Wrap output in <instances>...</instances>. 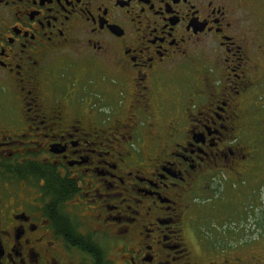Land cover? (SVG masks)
<instances>
[{
  "label": "flooded vegetation",
  "instance_id": "obj_1",
  "mask_svg": "<svg viewBox=\"0 0 264 264\" xmlns=\"http://www.w3.org/2000/svg\"><path fill=\"white\" fill-rule=\"evenodd\" d=\"M251 187L264 0H0V264H264Z\"/></svg>",
  "mask_w": 264,
  "mask_h": 264
},
{
  "label": "rangeland",
  "instance_id": "obj_2",
  "mask_svg": "<svg viewBox=\"0 0 264 264\" xmlns=\"http://www.w3.org/2000/svg\"><path fill=\"white\" fill-rule=\"evenodd\" d=\"M244 184V183H243ZM242 183H240V186L244 187ZM226 187V186H225ZM222 190V187H217L215 188V191H219V189ZM229 187H227L226 190ZM224 189V188H223ZM255 189V190H254ZM254 190V192L252 193V191ZM248 193V192H247ZM211 196H214L213 198H219L220 195L219 193H210ZM254 201V203L252 204V202ZM240 203L241 206L243 208H247V209H230L233 206H237V203H227L228 206V210L230 211V216L231 214H234V216L232 218L227 219L225 222L230 226H232V229H242L245 228V224L247 221H249L250 224H252L253 222H260L262 221V212L264 211V196L262 194V189L260 187L258 188H252L251 187V192L248 193L245 196H241L240 197ZM223 206L225 207V203L223 204ZM226 209V208H224ZM223 209V210H224ZM240 211V213H238ZM213 220H208L207 223H209V227L207 228H202L200 232V235H204V236H208V237H218L219 235L221 237H228L231 236L229 234V232H226V227L225 226H219L218 224H216L215 222H212ZM213 233V234H212ZM201 235V236H202Z\"/></svg>",
  "mask_w": 264,
  "mask_h": 264
}]
</instances>
